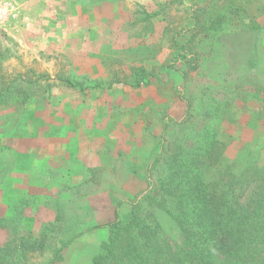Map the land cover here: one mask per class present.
<instances>
[{
    "label": "rangeland",
    "instance_id": "rangeland-1",
    "mask_svg": "<svg viewBox=\"0 0 264 264\" xmlns=\"http://www.w3.org/2000/svg\"><path fill=\"white\" fill-rule=\"evenodd\" d=\"M20 1L0 0V182L17 165L11 152L54 134L90 164L51 171L60 197L0 191V264H90L108 235L90 227L135 200L150 212L149 183L176 152L238 210L236 262L264 264V208L240 206L264 200V0H62L19 53L4 29L22 20ZM98 2L116 16L107 31L94 27ZM132 236L140 245L139 228Z\"/></svg>",
    "mask_w": 264,
    "mask_h": 264
},
{
    "label": "trees",
    "instance_id": "trees-1",
    "mask_svg": "<svg viewBox=\"0 0 264 264\" xmlns=\"http://www.w3.org/2000/svg\"><path fill=\"white\" fill-rule=\"evenodd\" d=\"M175 36L176 33L171 40L177 45ZM174 155H177L175 159H165L166 169H170L168 174L149 183L144 199L152 208L150 212L143 217L141 201L135 200L124 217L119 214L115 220L90 227H103L108 231L90 264H238L232 243L243 234L239 228L231 229L236 219L233 214L238 210L228 206V198L215 197L212 184L200 180V175L194 173L190 165L193 163L183 162L179 152ZM169 158L176 160L175 164L169 163ZM159 160L158 153L152 167H156ZM263 201L262 197H251L247 207L238 202L242 209L257 211L264 208ZM160 217L173 225L174 232L163 229ZM136 228L141 232L140 245L132 236ZM142 246L145 249H139Z\"/></svg>",
    "mask_w": 264,
    "mask_h": 264
},
{
    "label": "crops",
    "instance_id": "crops-1",
    "mask_svg": "<svg viewBox=\"0 0 264 264\" xmlns=\"http://www.w3.org/2000/svg\"><path fill=\"white\" fill-rule=\"evenodd\" d=\"M62 0H21L20 6L22 11V20L19 19L14 25L8 24L4 29L7 36L13 38L15 42L20 44L18 50L19 53L26 49L27 41L35 36L30 34V30L36 22V18L40 19V16L45 15L49 11L48 18L55 16V10H49V7L53 5H61ZM100 2L96 4L93 9L95 15L102 16L101 20L94 21V27L96 31H107L110 25V19L116 17L110 12L109 7H105L104 4L100 5ZM55 9V8H54ZM86 13L81 12L80 16ZM87 15V14H86ZM94 31V32H96ZM33 40V39H32ZM30 40V41H32ZM29 46V44H28ZM18 57L12 55V60H19ZM41 70V69H40ZM39 70V71H40ZM50 70V69H49ZM54 143V146H53ZM58 138L54 134L53 138L48 139L47 144L42 148H36L35 146L25 147L23 151H13L12 154L16 155L17 165L15 168L7 169V172L2 175L0 182V191L3 197H60L57 196L56 186H52L48 181L53 178L54 173L51 175L52 170L66 171L70 170V175H73V169H87L89 162V153L85 157L82 156L80 151L75 154L70 148L65 146H57ZM91 149V148H90ZM64 155V156H58ZM48 156V160L44 163L40 160L41 157ZM14 156L11 157L7 154L6 161H11ZM93 160V159H92ZM95 161L98 157L94 158ZM93 160V161H94ZM94 161V162H95ZM60 165H57V164ZM4 165V163H2ZM69 175V176H70ZM41 180H45L42 184ZM64 197V196H63Z\"/></svg>",
    "mask_w": 264,
    "mask_h": 264
}]
</instances>
